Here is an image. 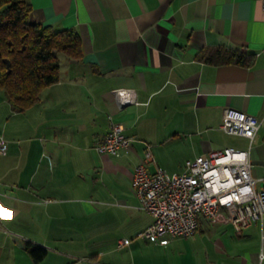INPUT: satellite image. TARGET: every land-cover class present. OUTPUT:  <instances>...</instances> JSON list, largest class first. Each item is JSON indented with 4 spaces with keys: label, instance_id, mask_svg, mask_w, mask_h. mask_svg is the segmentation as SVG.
I'll use <instances>...</instances> for the list:
<instances>
[{
    "label": "crops",
    "instance_id": "obj_1",
    "mask_svg": "<svg viewBox=\"0 0 264 264\" xmlns=\"http://www.w3.org/2000/svg\"><path fill=\"white\" fill-rule=\"evenodd\" d=\"M29 2V21L54 30L75 29L82 55L74 59L59 53L58 80L23 111L13 110L0 93V137L7 143L0 153V257L8 243L29 254L28 249L36 246L27 240L32 231L45 237L49 230H59L65 217L62 205L82 201L90 208L92 196L101 195L97 183L121 206L140 209L129 202L127 187L143 159L144 141L156 140L158 126L159 134L171 140L183 136L191 144L193 137L202 136L198 144L190 145L189 153L197 156L233 147L218 141L224 133L220 124L225 108L253 115L260 121L259 129L250 145L242 137L245 142L237 148L248 150L252 175L264 177L258 175L264 170L261 0ZM217 48L238 51L246 62H207L205 56ZM116 88H125L134 101L117 109L108 96ZM113 123L122 124L124 134L132 138L131 147L117 155L100 154L94 145ZM155 164L160 166L156 160ZM86 173L92 175L89 181ZM261 184L257 181L256 187ZM144 215L130 217L133 224L141 223L136 229L151 223V215L148 219ZM78 220L76 216V227H65L72 237L81 234ZM208 223L232 225L228 211L220 210L214 218L200 217L196 232ZM90 238L106 245L73 264H184L173 249L184 237L166 244L130 238L120 248L109 231L91 233ZM121 238L128 237L117 241ZM259 245L260 241L242 264H259ZM115 252L121 253L116 257Z\"/></svg>",
    "mask_w": 264,
    "mask_h": 264
},
{
    "label": "built area",
    "instance_id": "obj_2",
    "mask_svg": "<svg viewBox=\"0 0 264 264\" xmlns=\"http://www.w3.org/2000/svg\"><path fill=\"white\" fill-rule=\"evenodd\" d=\"M264 9V0H261ZM108 96L117 109L134 101L125 88H116ZM260 121L253 115L233 108H225L221 130L230 135L251 140ZM132 138L123 132L120 123H113L109 131L95 145L100 154L117 155L128 152ZM7 149L0 137V153ZM154 165V168H149ZM262 181L260 187L256 182ZM130 185L138 199L139 208L149 213L151 223L139 237L166 244L174 237H191L199 225V218H214L220 210H227L236 234L252 223L260 228L259 264H264V177L251 173L248 150L235 147L211 149L204 154L186 158L180 172H168L155 164L150 145L145 144L143 159L136 164ZM128 238L118 239V248L127 245Z\"/></svg>",
    "mask_w": 264,
    "mask_h": 264
},
{
    "label": "rangeland",
    "instance_id": "obj_3",
    "mask_svg": "<svg viewBox=\"0 0 264 264\" xmlns=\"http://www.w3.org/2000/svg\"><path fill=\"white\" fill-rule=\"evenodd\" d=\"M159 133L161 134L160 127H155L156 140L144 139V142L150 145L152 155L161 168L169 172L173 170L180 172L184 160L190 155V157L194 156L189 153L193 150L190 145L198 144L199 139L203 137L198 135L193 137L190 144L188 137L180 136L177 140H171ZM218 137V141L223 143L222 146L237 148L245 142L240 136L225 133H220ZM258 175L264 176V170L260 169ZM84 177L89 181L92 175L86 173ZM96 185L97 192L99 191L101 195L92 196L93 201H90V208H87L86 203L82 201L64 204L62 207L65 217L59 221L61 227L59 230H49L45 237L40 236V231L30 232L33 237L27 240L47 249V254L39 263H35L25 250L12 249L8 243L5 248L1 249L0 264H73L78 258L80 261L86 260L91 252L102 249L106 245L90 238L91 233L95 232L109 231L115 245L120 236H127L129 240L141 239L139 233L143 227L136 229L141 223L133 224L134 220H130V217L145 214L144 219H148L149 213L147 214L142 209L121 206L117 198L107 193L102 184L97 183ZM127 195L130 203L138 204L130 183L127 187ZM76 216L79 219L77 227L81 230V234L78 235L79 237H72L70 230H65V227L72 225L76 227ZM242 233V235L236 234L231 224L208 223L203 231L196 232L186 239H177L173 249L178 256L183 258L184 264H242L243 259H248L252 250L259 244L258 223H252ZM151 243L157 244V242ZM112 248L119 250L114 245ZM119 251L122 252V250ZM121 252H115L114 255L117 257Z\"/></svg>",
    "mask_w": 264,
    "mask_h": 264
},
{
    "label": "trees",
    "instance_id": "obj_4",
    "mask_svg": "<svg viewBox=\"0 0 264 264\" xmlns=\"http://www.w3.org/2000/svg\"><path fill=\"white\" fill-rule=\"evenodd\" d=\"M30 9L29 0H0V93L18 112L37 103L41 91L58 80L59 53L74 59L82 55L75 29L54 30L30 22ZM205 60L214 64L246 62L242 53L222 48L213 50ZM28 253L38 261L46 250L33 246Z\"/></svg>",
    "mask_w": 264,
    "mask_h": 264
},
{
    "label": "water",
    "instance_id": "obj_5",
    "mask_svg": "<svg viewBox=\"0 0 264 264\" xmlns=\"http://www.w3.org/2000/svg\"><path fill=\"white\" fill-rule=\"evenodd\" d=\"M4 62L7 64V65H9V62H8V60H6V59H4ZM128 105V104H127ZM126 106V105H125ZM124 107V106H123ZM122 107V108H123Z\"/></svg>",
    "mask_w": 264,
    "mask_h": 264
},
{
    "label": "snow or ice",
    "instance_id": "obj_6",
    "mask_svg": "<svg viewBox=\"0 0 264 264\" xmlns=\"http://www.w3.org/2000/svg\"><path fill=\"white\" fill-rule=\"evenodd\" d=\"M10 215H11V214L9 213V217H10Z\"/></svg>",
    "mask_w": 264,
    "mask_h": 264
}]
</instances>
